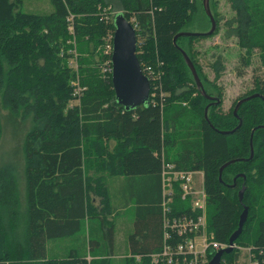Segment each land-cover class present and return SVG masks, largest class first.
Wrapping results in <instances>:
<instances>
[{
  "label": "trees",
  "instance_id": "obj_1",
  "mask_svg": "<svg viewBox=\"0 0 264 264\" xmlns=\"http://www.w3.org/2000/svg\"><path fill=\"white\" fill-rule=\"evenodd\" d=\"M49 1L52 11L39 15L23 11V0H0L1 103L12 113L31 117L24 144V206L12 166H0V264H115L105 260L113 257L116 246L115 224L107 218L115 210L108 176H122V193L137 204L128 235L130 256L122 257L120 263L168 264L153 263L151 257L164 244V161L177 169L202 172L207 230L213 240L229 244L244 206L248 207L249 218L235 243L250 248L259 264H264V99H250L241 104L238 117L234 114L240 99L253 92L264 97V78L254 76L253 89L238 97L228 112L217 110L220 103L210 104L181 52L186 51L199 76L216 89L214 93L204 87L206 92L220 98V89L203 74L193 51L196 39L210 35L184 36L174 42L175 35L192 20L193 0ZM227 1L234 14L224 22V37L236 38L244 66L251 64L255 49L264 66L263 0ZM118 11L135 19L138 38L145 40L143 51L137 54L141 65L147 62L161 72L149 104L129 110L117 102L111 73L103 71L110 58L103 44L115 32L113 17ZM70 16L77 41L92 47L82 44L78 49L77 71L84 90L75 97L79 103L67 108L72 98L70 81L76 75L68 64L74 56L68 51L74 46L67 43ZM219 28L217 24L214 35ZM213 70L218 79L223 64L216 61ZM188 83L194 89L186 90ZM194 91L197 97L191 96ZM180 118L196 121L191 129L186 127L188 136L171 156L169 150L177 140L174 127ZM240 120L233 132H221L233 130ZM1 129L0 118V137ZM251 145L254 153L249 159ZM229 160L235 162L223 169L220 180V167ZM95 195L99 196V213ZM190 203L177 192L176 215L191 213ZM64 239L73 240V245L58 258L51 253L49 241ZM238 257L236 247L224 254L221 264H231Z\"/></svg>",
  "mask_w": 264,
  "mask_h": 264
},
{
  "label": "rangeland",
  "instance_id": "obj_2",
  "mask_svg": "<svg viewBox=\"0 0 264 264\" xmlns=\"http://www.w3.org/2000/svg\"><path fill=\"white\" fill-rule=\"evenodd\" d=\"M209 1H210V8L214 18H215L214 14H216L217 17L219 18L218 21L219 23L217 24L220 25V28L215 35L214 32L213 35L207 36L205 38L196 39L195 42H193V49H194L193 51L196 52L195 60L201 66L203 70V74L206 75L208 77V81L214 83L222 93L221 97L218 98L219 102L214 103L215 105L220 103L217 110L222 109L223 112H228L231 109L233 102L238 97L244 95L245 93L253 89L254 76H259L261 78H264V66L261 64L260 51L258 49L254 50L251 64L248 67L244 66L242 62H240L239 57L241 51L239 46L237 45L236 38L233 37L225 38L223 35L224 22L227 19H230L234 14V12L230 7L229 2L227 0H209ZM251 1L258 2V0H251ZM192 7H193V10L191 11L192 20L183 29V31H200V32H205L204 30L208 31L211 27V21L204 10L203 0H193ZM21 8L25 12L39 14V15H46L52 11V6L49 0H23V4L21 5ZM70 35L71 37L69 38L67 43L74 46L68 50L70 53L71 51H75L78 56L79 55L78 51L80 50V45L82 44L85 45L86 47L87 46H89L90 48L92 47V44L90 45L88 43V45H86V42L80 43L79 41H77L74 35L72 34ZM182 45L183 47H187V42L185 41L182 42ZM85 46L84 48H86ZM60 54L64 55V51L62 50ZM72 58L68 59L69 66H72L71 65ZM218 60L223 64V70L217 79L215 78L213 65L216 63V61L218 62ZM160 63L163 66L164 61L161 60ZM77 70H76L75 78H73L70 81L72 98L69 101L67 108H72L74 105L79 103V100L74 96L75 86L73 84V83H77V84L79 83V85L81 86L80 83L81 77L79 76ZM22 72L24 73V71ZM239 72H241V74H239ZM200 79L204 87H206L209 91L215 93L216 90L215 88L208 85L207 82L203 79V77H200ZM192 89H194L193 84L188 83L186 90H192ZM197 95L198 93L194 91L192 92L191 96L197 97ZM213 96L217 97L216 94H213ZM183 105L186 107L189 106L187 102H183ZM0 118L2 125V129H1L2 134L0 137V166L5 164H9L12 166L19 188V193H20L19 196L21 197V204L22 206H24L26 204L25 202L26 201L25 200V196H26L25 195L26 194L25 156L26 155L24 154V144H25L26 134L28 133V130L31 127V117H26V118L23 117L22 112L18 114L12 113L11 110L4 107V105L1 103V95H0ZM186 119L187 120L180 118L176 121L174 131L176 132L177 140L175 147L169 150L171 156L180 147V140H183L186 136H188L186 135L187 132L186 127H188V129H191L192 123L194 124V122L196 121L193 118H186ZM182 127L185 128V130L182 129ZM93 170L94 168H92V171H90L92 174H94ZM98 173L99 175L101 174L100 172ZM102 174H106V176H108L106 172H103ZM108 177L109 178L106 179L107 180L106 183L109 188L112 187V185L116 181L115 180L116 177L119 178V176H112V177L108 176ZM201 177H202L201 173L199 174L197 173L195 175V178H197L199 181V183H197L198 188H200L199 185L201 184ZM96 184L101 185L102 183L97 181ZM95 197H96V201L94 203L97 204L96 207L99 213V210H101V206L99 204V196L95 195ZM205 215L207 221L206 206H205ZM249 215L250 214L248 209L247 219L249 218ZM119 216L120 215H117L116 213L107 216L109 223L113 222L115 224L116 238L119 236V234L121 235L130 227V217L132 216V210L127 209L121 214L120 217ZM71 245H73V240L70 239L52 241L50 244L51 253H54L58 258L59 257L61 258L67 253V250ZM123 245H124V241L119 243L120 246L119 249L115 246L114 249L115 254L113 255V257L107 256L105 260L114 261L115 264H121L119 260L122 259V257L130 256L129 254H127V251H125ZM235 245L238 247L239 257L231 264H248L246 247L242 246V244L240 245L237 242L235 243ZM211 250L212 248L210 247L209 252ZM91 259H92V255L88 254L87 260L90 261Z\"/></svg>",
  "mask_w": 264,
  "mask_h": 264
},
{
  "label": "built area",
  "instance_id": "obj_3",
  "mask_svg": "<svg viewBox=\"0 0 264 264\" xmlns=\"http://www.w3.org/2000/svg\"><path fill=\"white\" fill-rule=\"evenodd\" d=\"M68 30L74 35V25L72 16L68 17ZM132 18L130 21L136 29V24ZM145 40L137 35V54L143 51ZM104 53L110 55L103 71H112L111 54L113 50V36H108L103 44ZM73 58L71 67L78 69L77 54L72 51ZM141 65V63H140ZM141 68L154 84V90L150 96L154 97L158 86L155 82L161 77V72L147 62H143ZM74 84V96L79 98L84 87L79 83ZM160 95H165L160 93ZM199 171L177 169L174 163L163 162L162 184H163V230L164 244L162 250L151 254L153 263L167 262L168 264H208L211 260L210 254H215L220 248L227 247L228 244L219 243L213 240L212 235L207 230L205 215V192L204 187L198 188L195 175ZM202 185V183H201ZM200 186V185H199ZM177 192H180L182 200H189L191 203V213L176 215L174 212V200ZM192 213H196L193 215ZM208 232V234H207ZM209 236V237H208ZM210 247L212 250L209 252ZM237 246L234 244V248ZM238 248V247H237ZM248 264H259V259L250 248H246ZM210 253V254H209Z\"/></svg>",
  "mask_w": 264,
  "mask_h": 264
},
{
  "label": "water",
  "instance_id": "obj_4",
  "mask_svg": "<svg viewBox=\"0 0 264 264\" xmlns=\"http://www.w3.org/2000/svg\"><path fill=\"white\" fill-rule=\"evenodd\" d=\"M204 10L207 16L210 18L211 27L208 31L200 32V31H180L174 37V42L177 41L179 37L184 36H191V35H211L215 32L217 22L212 14L210 8V1L203 0ZM114 22V34H113V50L111 54V64H112V71H111V78L113 89L115 91V97L118 103L124 106L125 109H134L139 105H148L150 101V91H151V82L149 78L144 74L140 61L137 56V33L134 25L132 22L124 15L122 11H118L114 14L113 17ZM182 54L184 55V60L189 67L194 80L196 81L197 87L201 90L202 95H204L207 99H210L212 102L210 104L218 103L219 99L216 96L210 95L204 89L202 81L197 73L196 67L189 57V55L184 51L181 50ZM264 97L260 93H254L248 95L242 99H240L235 108L234 114L238 117V110L242 103L256 98ZM210 104H208L205 108V117H208V109ZM242 123L240 120L237 127L233 130H222V133H229L233 132L238 128ZM253 146L251 145V153L249 159L253 157ZM238 160V159H237ZM235 160H229L228 162L224 163L220 167V174L219 179L222 180V171L225 167L229 166L230 164L234 163ZM245 178L244 174H240ZM236 178L234 179V183L232 186L235 185ZM245 191V184L243 185L242 189L239 191V199L240 201L243 200ZM248 215V207L244 206V210L240 215L239 225L238 228L232 233L229 239V244L227 247L220 248L216 253L213 255L211 260L208 264H221L224 254L233 252L235 240L241 234L243 230L244 223L247 219Z\"/></svg>",
  "mask_w": 264,
  "mask_h": 264
},
{
  "label": "crops",
  "instance_id": "obj_5",
  "mask_svg": "<svg viewBox=\"0 0 264 264\" xmlns=\"http://www.w3.org/2000/svg\"><path fill=\"white\" fill-rule=\"evenodd\" d=\"M199 173H201L202 177H201V183L200 184V188L203 187V174L201 171H199ZM198 173V174H199ZM115 183L112 185V187H109L110 190V195H111V202L112 205L115 206V210L114 213H116L117 215H120L128 210H132V216L130 217V227L121 235L119 234V236L116 238L115 237V245L116 247L119 249V243H121L122 241H124V249L125 251H127V254H130L129 251V243H128V235L130 234V232L133 230L134 227V219H135V201L133 199H130L129 195H125L124 193H122V188L125 185V179L121 177H116L115 179ZM197 182L199 183L198 179L196 178ZM96 201V197L93 198V202ZM94 205H97L96 203H94ZM127 205V206H124ZM113 213V214H114ZM119 216V217H120ZM121 220V219H120ZM119 220V221H120ZM52 240L49 241V247L51 244ZM50 251H51V247H50ZM123 256V255H120Z\"/></svg>",
  "mask_w": 264,
  "mask_h": 264
}]
</instances>
